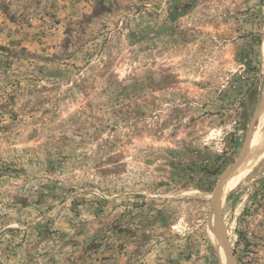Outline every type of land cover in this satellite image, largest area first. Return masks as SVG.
<instances>
[{
  "label": "rangeland",
  "instance_id": "rangeland-1",
  "mask_svg": "<svg viewBox=\"0 0 264 264\" xmlns=\"http://www.w3.org/2000/svg\"><path fill=\"white\" fill-rule=\"evenodd\" d=\"M263 141L264 0H0V264H264Z\"/></svg>",
  "mask_w": 264,
  "mask_h": 264
},
{
  "label": "bare ground",
  "instance_id": "bare-ground-1",
  "mask_svg": "<svg viewBox=\"0 0 264 264\" xmlns=\"http://www.w3.org/2000/svg\"><path fill=\"white\" fill-rule=\"evenodd\" d=\"M260 128H261V127H260ZM263 142H264V141H263ZM258 147H259V145H258V139H257V136H255V137L253 138L252 142L250 143L249 150H248L249 153L253 154V157H249V156H248V155H251V154H248V155L245 154L243 161H242V162L240 163V165L238 166V167L240 168V166L242 165L241 168H240V169L237 168V170L234 172V174H233L229 179H227L226 181H224L223 184H222V186L220 187L219 192H218L220 199H221V197H222L224 191L228 188L231 179L237 175V172L239 171L238 173H239V174H242V173L245 172L250 166L254 165V164L257 162V159L259 158V155H260V152H261V151L259 152V149H260V148H258ZM251 148H252V149H251ZM246 157H247V158H246ZM242 163H243V164H242ZM219 247H220V246H219ZM219 250H220V249H219ZM222 259H223V258H222ZM225 263H226V262H225ZM227 263H228V262H227Z\"/></svg>",
  "mask_w": 264,
  "mask_h": 264
},
{
  "label": "water",
  "instance_id": "water-1",
  "mask_svg": "<svg viewBox=\"0 0 264 264\" xmlns=\"http://www.w3.org/2000/svg\"><path fill=\"white\" fill-rule=\"evenodd\" d=\"M228 256H229V253H228Z\"/></svg>",
  "mask_w": 264,
  "mask_h": 264
}]
</instances>
